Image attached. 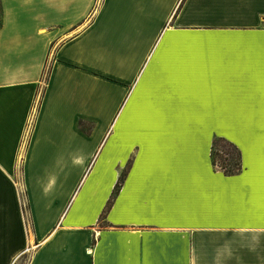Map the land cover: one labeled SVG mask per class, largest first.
<instances>
[{
    "label": "crops",
    "instance_id": "1",
    "mask_svg": "<svg viewBox=\"0 0 264 264\" xmlns=\"http://www.w3.org/2000/svg\"><path fill=\"white\" fill-rule=\"evenodd\" d=\"M28 251L264 264V0H0V264Z\"/></svg>",
    "mask_w": 264,
    "mask_h": 264
},
{
    "label": "trees",
    "instance_id": "2",
    "mask_svg": "<svg viewBox=\"0 0 264 264\" xmlns=\"http://www.w3.org/2000/svg\"><path fill=\"white\" fill-rule=\"evenodd\" d=\"M217 146L224 148V150L222 152L226 156V158H224V161L226 163H224L223 165H220L221 170L226 175H232V174L237 173L241 168V166H240L241 156H240V152H239L238 148L236 146H234L232 143H230V142H228L222 138L213 139L212 150H211V159H212L213 164H215V165H216V160L214 157V151L217 148ZM122 179L123 178L120 177L119 182L115 185V188L113 190V193L111 195V198H110L105 210H107L110 207V204H111L115 194L119 190Z\"/></svg>",
    "mask_w": 264,
    "mask_h": 264
},
{
    "label": "rangeland",
    "instance_id": "3",
    "mask_svg": "<svg viewBox=\"0 0 264 264\" xmlns=\"http://www.w3.org/2000/svg\"><path fill=\"white\" fill-rule=\"evenodd\" d=\"M223 150H224V148H221L220 146H217V148L214 151V157H215V160H216V166L219 169H221L220 165H223L224 163H226L224 161V158H226V156L223 154V152H222ZM99 226H103L101 220L99 221ZM28 260H29V251H28V253H25V254L21 255L19 257V259L16 261L15 264H27Z\"/></svg>",
    "mask_w": 264,
    "mask_h": 264
}]
</instances>
